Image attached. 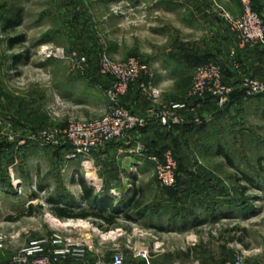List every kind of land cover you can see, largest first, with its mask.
Masks as SVG:
<instances>
[{"label":"rangeland","instance_id":"obj_1","mask_svg":"<svg viewBox=\"0 0 264 264\" xmlns=\"http://www.w3.org/2000/svg\"><path fill=\"white\" fill-rule=\"evenodd\" d=\"M227 13L240 16V1L0 0V234L18 235L2 249L6 254L30 240L57 245L54 235L62 234L84 240L88 258L110 259L120 249L141 264L143 251L151 264H224L244 250L251 263L264 264V94L224 111L215 101L200 106L189 97L194 70L178 68L176 75L171 68L177 54L216 51L233 32ZM73 53L86 58L84 69ZM222 53L226 82L253 76L252 64L238 72ZM103 54L116 63L146 61L161 96L149 98L134 84L122 101L143 125L117 142L116 153L93 155L88 169L71 149L44 138L107 113L112 79L101 74ZM183 101L192 103L181 112L191 129L168 130L159 117ZM114 164L127 167L113 174ZM81 179L124 211L140 198L130 211L134 220L120 214L109 228L95 218L56 217L52 207L100 211L64 203L83 201ZM32 205V216L15 219Z\"/></svg>","mask_w":264,"mask_h":264},{"label":"built area","instance_id":"obj_2","mask_svg":"<svg viewBox=\"0 0 264 264\" xmlns=\"http://www.w3.org/2000/svg\"><path fill=\"white\" fill-rule=\"evenodd\" d=\"M239 1L242 14L236 17L228 13L225 15L231 29L238 36L239 44L243 47L264 45V18L255 9L254 0ZM60 53L66 57L63 50ZM69 57H77L79 69H84L87 62L85 57L78 56L77 53ZM230 57L234 69L239 70L236 52H232ZM100 67L102 76L112 79L105 88L109 105L107 113L97 120L71 121L65 128H54L49 134H45L44 138V142L51 146L59 148L69 146L71 157L84 160L88 169L93 167L91 158L94 152L107 150L112 144L124 139L127 132L143 125L144 120L133 114L122 101L130 94L131 87L135 84L137 89L149 98L158 99L161 96V91L149 78V64L140 58L130 57L124 62L116 63L107 54H103L100 58ZM237 81L239 83H236ZM238 88L246 98L260 96L264 94V80L241 75L228 83L225 81L222 64L212 61L195 68L193 89L189 97L195 98L198 102L215 101L220 109L225 110ZM191 105L192 103L187 101L171 104L170 109L159 117L160 123L168 130L183 125L186 119L182 117L181 112L188 111ZM142 151H145L144 148ZM17 236L0 234V250L5 248L10 239ZM53 239L57 245L51 246L52 240L44 238L22 246L12 257L11 264H60L64 259L75 260L80 264H141L128 260L120 249H116L110 259L100 255H94L93 259H89L85 253L84 247L87 243L84 240L62 234H55ZM162 245L159 240L155 242L156 252ZM137 257L146 259L142 264H151L148 251L139 252ZM224 264L253 263L244 250H239Z\"/></svg>","mask_w":264,"mask_h":264},{"label":"trees","instance_id":"obj_3","mask_svg":"<svg viewBox=\"0 0 264 264\" xmlns=\"http://www.w3.org/2000/svg\"><path fill=\"white\" fill-rule=\"evenodd\" d=\"M263 1L262 0H254V7L255 9L263 16L264 18V14H263V5H262ZM23 40V37L21 38H18L14 41H12L13 43L15 42H21ZM260 46L262 45H258L257 46V49L260 48ZM261 52V51H260ZM263 55H264V51L262 52ZM182 57V60H181V63L182 64H185L189 69L192 68L193 70H195V68L201 64H205V63H208V62H212V61H217V62H220L224 68V73H225V64L222 62V60L220 59V57H218L217 55H214L212 54L211 52H203L202 54H199V56H196V54L194 52H190L188 51L187 53H183L181 55ZM236 61L238 63H240V68L243 67V64H241L242 62L236 57ZM230 62V60H229ZM231 64V63H230ZM232 66V65H231ZM236 70V69H235ZM239 72V70H237ZM236 72V73H238ZM239 75V74H238ZM239 77V76H237ZM236 76L232 77V81L236 80L237 79ZM253 77H256L255 74L253 75ZM235 78V79H234ZM234 79V80H233ZM236 83H239V81H237ZM137 91H139L137 89ZM249 98H246L244 96V94L239 90V88L235 91V94L231 100V102L228 104L227 108L225 110H228V108H230L231 106H233L234 104H237L239 102H244L245 100H247ZM211 100L207 101V102H199L200 103V106H203L205 104H208ZM190 111V110H189ZM220 111H224L222 109H220ZM184 112H187V111H184ZM188 123H185V125H180V126H176L175 128H178V129H183V130H186V129H191V127H186ZM187 130V131H189ZM117 143H114L110 146L113 147L115 146ZM69 148L71 149L69 146H65V148ZM108 148V149H110ZM232 163V162H230ZM233 164V163H232ZM247 180H249L252 184L255 183V181L253 180V178L249 177V176H246ZM80 185H81V188L83 190V201H85L86 204L88 205H96L97 208H100V211H93V212H82V213H73L72 209H69V208H66L64 206H59V207H52L51 208V211L52 213L60 218V219H71V218H95L97 220H100L102 221L103 223L107 224L108 227H113L117 224V219L119 218V215L120 214H124L125 216V219L127 220H134V216L131 214L130 211H134L136 209H138L141 205V200L140 198L137 199V200H131L130 202H128L124 208H125V211L122 212L123 210H121L122 208L117 207V206H114V199L112 197H105L103 199H100L99 197H97L95 195V191L93 188H89L86 181L84 179H81L80 180ZM261 187V186H260ZM51 201H54V200H51ZM64 203H68L69 205H71L72 208L76 207L77 205V202H65ZM34 206H30L28 208V210L24 213H22L21 215H19L17 218L15 219H19L21 216H24V215H28V216H32L34 214ZM106 211H108V214H106ZM109 228H106V229H109ZM231 259V258H229ZM227 259V260H229ZM225 260L224 263L227 261Z\"/></svg>","mask_w":264,"mask_h":264},{"label":"crops","instance_id":"obj_4","mask_svg":"<svg viewBox=\"0 0 264 264\" xmlns=\"http://www.w3.org/2000/svg\"><path fill=\"white\" fill-rule=\"evenodd\" d=\"M264 4V0H262ZM263 14H264V5H263ZM226 33V32H225ZM223 40L220 41L219 45L216 46V51H210L212 54L217 55L218 57H220V59L222 60V62L224 63L226 60V58L224 56L221 55V53L223 55H226V57H228V60H230V65H232V60H231V53L232 52H236V57L244 64V62L246 63H250L252 64V74L256 75V74H263L264 73V55H263V51H264V45L262 44H258V45H262L260 46L259 49H257V46H247V47H243L239 44L238 41V36L235 32H227L226 35H223ZM261 51V52H260ZM182 55V54H181ZM180 54L176 55V61L175 64L171 65L170 67L175 70L174 73L176 75L181 74L183 70H179L178 68H182V69H186L188 68L185 64L181 63L182 57ZM241 63V64H242ZM240 64V63H239ZM168 67V68H170ZM234 68V67H233ZM240 70V69H239ZM180 71V72H179ZM264 76V75H263ZM122 145V144H121ZM118 145L111 147L110 149H107L105 151H96L93 153V155H95V157L99 154V153H116L117 150H119ZM129 158V163H131L130 161L132 160V158L125 157V159ZM124 159V161H125ZM124 163V162H123ZM118 165V166H117ZM121 167H127L126 164H123L122 166H120V164H114L113 165V169H115L116 171L113 172V174H119L121 171ZM120 169V170H119ZM113 186H115V183L113 184ZM116 187V186H115ZM117 188V187H116ZM85 201L82 202H78L76 205V208H78L79 206H81L82 204H84ZM86 204V203H85ZM114 206L119 207L118 205L115 204V200H114ZM124 212V210L122 211ZM190 230V229H189ZM192 230V229H191ZM26 240V239H25ZM31 242V240H30ZM26 245V244H24ZM13 254H6L4 250H0V264H11V260L13 257ZM234 256H232L231 258H233ZM93 257H89V259H93ZM223 263V261H222ZM60 264H80L78 261L75 260H70V259H64ZM193 264V263H191Z\"/></svg>","mask_w":264,"mask_h":264},{"label":"bare ground","instance_id":"obj_5","mask_svg":"<svg viewBox=\"0 0 264 264\" xmlns=\"http://www.w3.org/2000/svg\"><path fill=\"white\" fill-rule=\"evenodd\" d=\"M91 177V176H90ZM92 178V177H91Z\"/></svg>","mask_w":264,"mask_h":264}]
</instances>
